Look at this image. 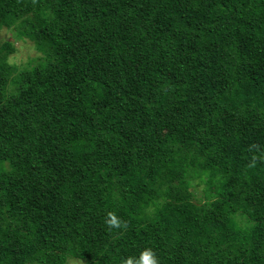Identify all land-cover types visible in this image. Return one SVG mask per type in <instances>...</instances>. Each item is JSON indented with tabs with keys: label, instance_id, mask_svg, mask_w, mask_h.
I'll use <instances>...</instances> for the list:
<instances>
[{
	"label": "trees",
	"instance_id": "16d2710c",
	"mask_svg": "<svg viewBox=\"0 0 264 264\" xmlns=\"http://www.w3.org/2000/svg\"><path fill=\"white\" fill-rule=\"evenodd\" d=\"M2 29L41 56L0 42V264H264V0H0Z\"/></svg>",
	"mask_w": 264,
	"mask_h": 264
},
{
	"label": "rangeland",
	"instance_id": "374dc122",
	"mask_svg": "<svg viewBox=\"0 0 264 264\" xmlns=\"http://www.w3.org/2000/svg\"><path fill=\"white\" fill-rule=\"evenodd\" d=\"M11 41L13 42L16 51L9 56V62L15 64L16 66L24 67L33 62L34 59L41 56V53L38 52L32 45V43L26 39H16L14 38L13 31L10 29L0 30V42L1 41ZM201 171L197 167L192 168V179L191 183L194 184L201 177ZM196 195L201 198L205 193V187L203 184L199 185L195 189ZM236 221L243 227H247L249 223L245 220L244 216L236 214ZM65 264H85V260L77 259L74 257H69Z\"/></svg>",
	"mask_w": 264,
	"mask_h": 264
},
{
	"label": "clouds",
	"instance_id": "9594fccd",
	"mask_svg": "<svg viewBox=\"0 0 264 264\" xmlns=\"http://www.w3.org/2000/svg\"><path fill=\"white\" fill-rule=\"evenodd\" d=\"M106 223L111 227H121V220L113 213H108ZM122 264H158V260L155 257L151 249H145L140 253L138 259L129 257L122 261Z\"/></svg>",
	"mask_w": 264,
	"mask_h": 264
}]
</instances>
